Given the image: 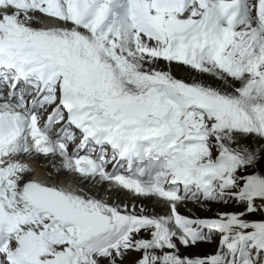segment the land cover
<instances>
[{
  "label": "snow or ice",
  "instance_id": "6c2138e0",
  "mask_svg": "<svg viewBox=\"0 0 264 264\" xmlns=\"http://www.w3.org/2000/svg\"><path fill=\"white\" fill-rule=\"evenodd\" d=\"M0 264H264V0H0Z\"/></svg>",
  "mask_w": 264,
  "mask_h": 264
},
{
  "label": "bare ground",
  "instance_id": "6f19581e",
  "mask_svg": "<svg viewBox=\"0 0 264 264\" xmlns=\"http://www.w3.org/2000/svg\"><path fill=\"white\" fill-rule=\"evenodd\" d=\"M51 161L54 162V165L59 164V160H50V161H45L43 157L40 158L39 161L33 163V167L35 168V173H34V178L36 179H48V174L49 172H55V168H53ZM43 165V166H40ZM56 180L57 182L62 183L65 186H71V187H77V186H82L80 185V178L76 175H73L72 173H69L67 171H62L61 173H58L56 175ZM76 185V186H75ZM99 187V186H98ZM99 191L104 194L105 191L103 188H100ZM105 195V194H104ZM189 209L194 210L191 205H189ZM185 209H181L183 212ZM223 210V208H222ZM212 211L216 212L217 211V206H214L212 208ZM203 212L202 210H195L192 211V213H197ZM205 244H202L200 247L201 249L205 248Z\"/></svg>",
  "mask_w": 264,
  "mask_h": 264
},
{
  "label": "rangeland",
  "instance_id": "374dc122",
  "mask_svg": "<svg viewBox=\"0 0 264 264\" xmlns=\"http://www.w3.org/2000/svg\"><path fill=\"white\" fill-rule=\"evenodd\" d=\"M164 65H161V67H163ZM176 75L178 76V77H180V78H186L187 76H188V73L186 72V71H184V70H180V69H177L176 70ZM51 164H52V166H53V168H55L54 167V162L53 161H51ZM55 170V169H54ZM76 186V185H75ZM105 195H107V193L105 192L104 193ZM215 206V205H214ZM213 206V207H214ZM212 207V208H213ZM196 209H194V210H192V211H195ZM222 210V209H221ZM223 210H225V211H234V210H237L234 206L232 207V208H223ZM192 211H191V213L189 212V211H187V210H184L183 212H185V214H192ZM203 212H199V214H198V212L197 213H194L195 215H197V216H210V215H212L213 213H215L214 211H207V210H202ZM250 218H258V217H250ZM206 246H205V248L204 249H201V247H199V248H197V249H194L193 251L195 252V253H197V254H205V253H210V252H212L213 250H214V247H215V245H209V244H205Z\"/></svg>",
  "mask_w": 264,
  "mask_h": 264
}]
</instances>
